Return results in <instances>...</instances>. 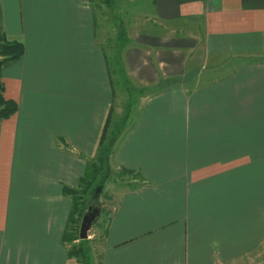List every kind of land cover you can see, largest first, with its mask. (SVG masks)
Wrapping results in <instances>:
<instances>
[{
    "label": "crops",
    "instance_id": "1",
    "mask_svg": "<svg viewBox=\"0 0 264 264\" xmlns=\"http://www.w3.org/2000/svg\"><path fill=\"white\" fill-rule=\"evenodd\" d=\"M152 3V29L129 27L121 46L142 92L110 159L136 176L114 188L101 262L250 264L264 258V0ZM0 5L25 46L1 74L18 109L0 121V264H80L64 186L80 183L116 99L107 18L96 0Z\"/></svg>",
    "mask_w": 264,
    "mask_h": 264
},
{
    "label": "rangeland",
    "instance_id": "2",
    "mask_svg": "<svg viewBox=\"0 0 264 264\" xmlns=\"http://www.w3.org/2000/svg\"><path fill=\"white\" fill-rule=\"evenodd\" d=\"M98 3V6L103 9L106 18L102 21V29L105 32V35L103 36L104 42H106V48L107 52L113 56L114 61L117 65L121 66L123 69V72H126L127 76L128 73L125 70L124 62H123V47L122 41H124L125 38H128V31L129 27L131 28H141L146 27V29H152L151 24L147 21L148 18H146L145 11L147 9H150L153 7L152 0H112L113 4L108 9V6L106 5V0H96ZM156 31H165L168 32L167 28L165 27H155ZM177 30H181V27H177ZM124 38V39H123ZM233 65L229 61L226 66L223 67H214L212 68V71L205 72L201 79H197L191 75L189 77H184L182 81H186V84L190 87L200 85L204 81L212 80L214 78H218L221 75L226 74L228 71L232 69ZM201 70H209L208 67L202 68L200 67L198 72ZM116 78H119V81H116V92L117 95L116 99L114 101L113 105V113H112V119L110 122V129L109 131L119 128L123 123L126 124V121L128 120L129 114L131 110L135 112L136 108L133 106L134 102L137 101V96L141 95L140 91H135V88H133L134 84L128 86L129 84H125L120 80L119 74L115 76ZM158 89V88H156ZM142 92V91H141ZM145 92V91H144ZM137 94V95H135ZM125 131V130H124ZM124 131L120 134L122 135ZM111 134H109L110 136ZM121 137V136H120ZM119 137V138H120ZM119 140V139H118ZM112 158V157H111ZM122 169H117V171L114 168V163L112 164L111 159L110 161L105 164V170L104 172L99 176L96 188L98 189L97 195L93 196L92 198L90 193L83 194L81 191L84 189L83 184L79 185V191L77 196H82L83 199L86 200V204L88 206L90 204L96 205L99 207H104L106 209L105 214L101 216L99 225H94L93 228L89 231V238L86 239V242L82 241L85 239H78V238H70L65 242L66 248L68 250H78V251H85L90 252L91 254L95 255V251L100 250V243L99 240L103 237L104 229L106 227V224L109 221L110 213L113 211V201L114 198H116V191L114 193V188L120 185H128L131 184L130 180H134L135 176L134 174L130 173H124V171H121ZM128 183V184H127ZM74 186V187H78ZM73 187V186H70ZM94 194V193H93ZM70 196V195H68ZM95 200V197L97 199V202L91 203V201L88 203L89 199ZM71 198V196H70ZM101 204V205H100ZM101 207V209H102ZM88 208V207H87ZM71 230L68 229V232ZM82 248V249H81ZM81 252V253H82ZM96 256V255H95ZM250 264H264V258L256 259Z\"/></svg>",
    "mask_w": 264,
    "mask_h": 264
},
{
    "label": "trees",
    "instance_id": "3",
    "mask_svg": "<svg viewBox=\"0 0 264 264\" xmlns=\"http://www.w3.org/2000/svg\"><path fill=\"white\" fill-rule=\"evenodd\" d=\"M105 3L108 7H111L113 4L112 0H106ZM2 24H3V13L0 5V121L12 116L15 113V111H17L18 109V104L15 100L8 99L5 97L4 88H3L4 83L2 81V75H1L3 72V68L8 63L20 59L25 52L24 43L18 40H10L6 35L4 26ZM125 40L126 38L124 39V41H122V46L126 44ZM106 53H107L106 57H107L108 67L112 70L114 90H116L115 89L116 81L117 82L119 81V78L115 77L117 76V74H119L120 80H122V82H124L125 84L127 83L129 84L128 86H130L131 85L130 77L127 76L126 72H123L121 66L115 63L113 56L110 55L108 52ZM112 113L113 110L110 112L106 120V123L104 125L103 133L100 139L96 156L93 159H91V161L88 163L87 168L80 179V185L83 184L84 186V189L81 191V193L83 194L90 193L93 199H94L93 196H96L98 191V189L95 190L96 188L95 185L97 183V180L99 176L104 172L105 164H107L110 161V158L114 153L116 143L119 137L121 136L120 134L125 130L126 127V125L123 123L121 126H119V128H115L110 132L109 129H110V122L112 119ZM109 134L111 135L109 136ZM121 171L130 174L136 173L128 168H122ZM78 188L79 185L78 187H70L68 185L64 186V193L67 196L70 195L71 198L73 199V205L70 212L69 221L63 236L64 243L72 237L79 239V226L81 223V218L85 209H87L88 207V204H86V200L83 199L82 196H77L76 193L80 192ZM91 196L88 203L90 201L92 203L93 201ZM93 202H97L96 197ZM105 211L106 209L102 207V215L105 214ZM99 223L100 221H98L97 225H99ZM68 229H70L71 231L68 232ZM82 241L86 242V239ZM81 252L82 251H78V250H68V255L70 258L77 259V261L80 264H102L101 262L102 254L100 250L94 252L96 256L94 254L90 255V252H85V251H83L82 253Z\"/></svg>",
    "mask_w": 264,
    "mask_h": 264
},
{
    "label": "water",
    "instance_id": "4",
    "mask_svg": "<svg viewBox=\"0 0 264 264\" xmlns=\"http://www.w3.org/2000/svg\"><path fill=\"white\" fill-rule=\"evenodd\" d=\"M101 215H102V209L99 206L90 204L88 208L85 209L79 226L80 239L89 238V231L97 223Z\"/></svg>",
    "mask_w": 264,
    "mask_h": 264
}]
</instances>
